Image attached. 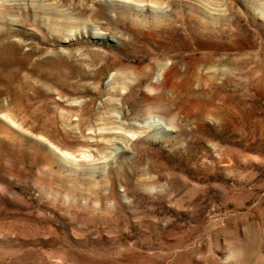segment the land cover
I'll return each mask as SVG.
<instances>
[{
	"label": "rangeland",
	"instance_id": "obj_1",
	"mask_svg": "<svg viewBox=\"0 0 264 264\" xmlns=\"http://www.w3.org/2000/svg\"><path fill=\"white\" fill-rule=\"evenodd\" d=\"M0 264H264V0H0Z\"/></svg>",
	"mask_w": 264,
	"mask_h": 264
}]
</instances>
